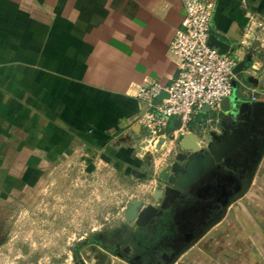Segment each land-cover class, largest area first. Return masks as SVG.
<instances>
[{
    "label": "crops",
    "instance_id": "1",
    "mask_svg": "<svg viewBox=\"0 0 264 264\" xmlns=\"http://www.w3.org/2000/svg\"><path fill=\"white\" fill-rule=\"evenodd\" d=\"M207 1L216 4L213 33L231 45L229 56L242 60L257 48L264 50V0ZM183 15L180 0H0L1 199L32 211L40 194L47 198L51 183L57 202L42 203V212L85 217L84 225L94 227L91 231L104 233V244L93 240V248L109 253L117 246L163 248L172 212L145 228L129 223L125 213L132 200L160 204L157 178L173 163L178 140L147 152L146 134L136 130L146 107L135 92L151 82L170 84L176 77L179 60L170 46ZM253 61L262 67L264 54L257 50ZM252 95L264 100V90L251 89ZM210 114L204 109L195 115L191 130L208 126ZM71 169L89 170L93 185L101 187L84 212L82 183H92L81 182L80 175L70 181ZM260 169L258 184H264V160ZM66 184L75 185L73 193H61ZM261 188L257 191L264 195ZM119 206L122 213L115 212ZM113 218L119 220L114 230L108 228ZM157 227L161 230L151 241ZM209 238L224 245V229L217 227ZM229 248L234 259L227 264H232L238 249L235 242ZM224 249L223 256L228 253ZM110 254L88 260L130 264Z\"/></svg>",
    "mask_w": 264,
    "mask_h": 264
},
{
    "label": "water",
    "instance_id": "2",
    "mask_svg": "<svg viewBox=\"0 0 264 264\" xmlns=\"http://www.w3.org/2000/svg\"><path fill=\"white\" fill-rule=\"evenodd\" d=\"M209 46L222 56L230 55L231 45L213 32ZM257 50L264 54V50L257 48L242 60L238 55L230 56L237 61L233 94L222 101L219 115L208 120V126L202 125L176 137L179 152L157 178L160 204L146 205L132 200L127 206L126 220L139 228L149 226L165 212H172L168 237L171 251L164 253L162 262L157 264H176L220 224L229 208L252 188L264 160V100H250L251 89L264 90V63L259 67L253 61ZM165 97L163 93L159 100ZM205 110L210 112L209 107ZM171 125L173 130L169 132L178 130L181 121L174 118ZM136 130L142 131L141 126L137 125ZM130 250L127 247L126 252ZM113 253L130 264H142L139 256L130 260ZM81 264L85 263L81 261Z\"/></svg>",
    "mask_w": 264,
    "mask_h": 264
},
{
    "label": "rangeland",
    "instance_id": "3",
    "mask_svg": "<svg viewBox=\"0 0 264 264\" xmlns=\"http://www.w3.org/2000/svg\"><path fill=\"white\" fill-rule=\"evenodd\" d=\"M260 168L255 178V187H252L244 198L229 208L226 218L217 226L224 229L226 237L223 241L224 245L216 244L215 239L209 238L210 233L217 230L215 226L193 248L183 254L176 264H221L224 262V258H228L226 263H223L227 264L228 260L233 258V250L229 247L234 242L237 247L235 249L238 250L235 253L236 260L232 264H264V195L257 191L261 186L262 190L260 191L264 190L263 182L258 184L259 178L263 176ZM68 174L70 181L80 175L81 182L92 183L89 186L82 183L80 197L82 198V212H84V206L89 203L87 200L89 198L94 200L96 198L94 193L98 192L101 187L93 185L94 183L89 177V170H82L79 173L77 170L71 169ZM73 185L66 184L65 191H61V193H73ZM47 189V198L40 194L37 200L33 201L32 211L18 206V202L0 198V264H81V261L91 264L90 260L93 257H98L99 254L104 256L107 253L113 257L110 254L114 252L112 249L109 253L105 249L93 248L92 245L87 244V241L96 239L100 235L104 236V233L91 231L94 227L92 225L89 227V223H86L85 226V217L63 218L62 216L44 215V211L41 210L42 203L48 201L50 205H54L57 202L55 201L57 198L55 197V185L50 183ZM44 198L46 201L43 202ZM59 209H62L61 206ZM55 210L57 211V209ZM115 212L122 213V207L119 206ZM116 219L113 218V225H109L108 228L112 227L113 230L117 228L116 221L119 220ZM94 220H98L101 224L105 223L103 218ZM63 221H66V224H62ZM73 221L77 226L73 224ZM101 224L100 228H102ZM113 235L118 234L113 233ZM167 243L169 247L170 240ZM168 247L166 252L171 251ZM223 247L225 252H228L225 253V256L222 255ZM134 253L138 254L137 251ZM89 256H91L90 260H88ZM118 259L116 258V260ZM128 259L132 260L130 257Z\"/></svg>",
    "mask_w": 264,
    "mask_h": 264
},
{
    "label": "built area",
    "instance_id": "4",
    "mask_svg": "<svg viewBox=\"0 0 264 264\" xmlns=\"http://www.w3.org/2000/svg\"><path fill=\"white\" fill-rule=\"evenodd\" d=\"M180 3L183 20L170 46L179 60L176 77L170 84L151 82L135 92V98L146 107L137 118V125L145 132V148L152 154L164 143L190 132L194 116L205 108L213 113L210 119L215 118L222 101L233 94L237 61L209 46L216 4L207 0ZM163 93L167 97L159 100ZM252 101H257L255 95ZM174 118L181 121V127L169 132Z\"/></svg>",
    "mask_w": 264,
    "mask_h": 264
},
{
    "label": "flooded vegetation",
    "instance_id": "5",
    "mask_svg": "<svg viewBox=\"0 0 264 264\" xmlns=\"http://www.w3.org/2000/svg\"><path fill=\"white\" fill-rule=\"evenodd\" d=\"M164 218V217H163ZM165 219V218H164ZM154 226V225H153ZM159 230H161V229H159L158 227L156 228V229H153L152 228V231L154 232V233H152V235L150 234V239H151V237H153L154 236V234H155V232H157L158 234H159ZM156 233V234H157ZM169 233V232H168ZM170 234V233H169ZM169 234H168V236L164 239V241H162V243H161V245H162V249H153V248H151V249H148L147 251H144L143 249H137V248H130L131 250H130V252H126V249H127V247L125 246V247H115V248H109L110 249V251H111V249L115 252V253H118V254H121V255H123L124 257H126V258H128V257H130V258H132V260L133 259H135L137 256H139V257H141L140 258V260H139V262L140 263H142V264H157V263H159V262H161L162 261V256L161 255H159V252L161 253H163L165 250L167 251V247H168V240L169 239H167L168 237H169ZM149 238V237H148ZM93 240H98V241H101V242H105L104 241V238H103V235H100L99 237H97L96 239H92V240H89V241H87V244L88 243H90V242H92ZM151 241H152V239H151ZM170 248V247H169ZM159 250H161V251H159ZM134 251H137V253L138 254H136V253H134ZM166 253V252H165ZM159 255V256H158ZM131 260V259H130Z\"/></svg>",
    "mask_w": 264,
    "mask_h": 264
}]
</instances>
